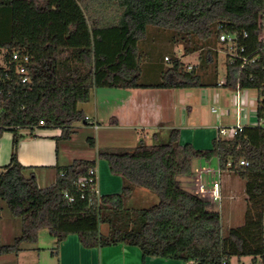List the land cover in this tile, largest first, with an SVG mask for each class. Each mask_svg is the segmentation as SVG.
<instances>
[{"label": "trees", "instance_id": "16d2710c", "mask_svg": "<svg viewBox=\"0 0 264 264\" xmlns=\"http://www.w3.org/2000/svg\"><path fill=\"white\" fill-rule=\"evenodd\" d=\"M262 11L264 0H0V138L12 134L10 160L0 169V199L21 223L12 243L0 241V256L17 255L21 244L36 243L39 231L48 229L55 255L74 235L84 249L132 246L143 259L229 264L233 257H250L253 264H264ZM221 34L236 35L244 48L241 55L249 59L242 68L240 60H226L222 87L232 90L237 84L258 92L256 124L245 125L231 138H214L208 149L181 143L180 130L164 126L132 147H96L87 138L96 158L120 178L117 193L95 195L78 187L96 160L54 166L55 181L45 188L33 172L26 174L30 168L17 158L20 132L57 129V139L68 140L77 123H88L78 105L87 103L95 89L218 87L217 47L226 51ZM159 43L170 50L161 52ZM14 53L28 57L25 83L12 61ZM196 53L198 63L187 70L182 58ZM213 157L221 172L244 182L242 225L224 229L220 212L178 181L191 177L194 161ZM137 189L157 202L129 206Z\"/></svg>", "mask_w": 264, "mask_h": 264}, {"label": "crops", "instance_id": "0c3cea01", "mask_svg": "<svg viewBox=\"0 0 264 264\" xmlns=\"http://www.w3.org/2000/svg\"><path fill=\"white\" fill-rule=\"evenodd\" d=\"M182 91L183 89H95L91 93V96L93 95L91 100V113H87L84 110L82 111L86 117L98 124L99 128L97 130L90 125H86L88 123L82 124L84 126L81 127L75 125V133L72 134L68 140L57 139L60 134V131L57 129H39L31 134L28 131H21L20 133L23 137L17 147L18 161L22 165L29 167L30 169L26 170V174L33 172L36 176L38 186L40 188H45L55 181L56 172L54 166L56 165L67 166L77 159L96 160L95 169L98 172L97 161L99 160L96 158V149L89 147L86 140L87 138H93L96 147L113 146L111 143L100 145L101 140L105 142L109 141L108 138L100 133L105 127L111 130L120 129L130 131V135L133 136L134 140L133 144L135 145L141 137L146 138V135H150L149 131L159 126H164V128H177L180 130V140L182 134H184L187 140H189V143L191 141L195 148L203 149L202 146H207L209 140L212 139L211 136L213 138L216 137L214 133V131L216 132V127L197 126L194 127V132H189V128L183 127L185 126L184 123L187 121H185L184 114L181 118V122L180 119L178 121L176 120L179 95H183ZM220 96H222L223 112H229L228 115H222V117L228 119L232 116V123H234L236 113L232 106V97L227 99L223 94L219 96L214 94L213 101L218 102ZM255 109L256 104L253 107L254 112ZM245 111L246 117L245 120H242V123L243 125H248L247 122L250 115L248 110ZM113 120L116 121V124L113 123ZM86 128L93 129L96 133L88 134L85 132ZM210 129L211 133L208 134L206 131ZM203 130L206 131L200 132ZM81 132L83 134H80ZM77 143H79V145ZM11 153L12 134L5 132L0 138V169L8 164ZM201 168L205 169L206 166L201 160H196L194 162L193 174L191 177L180 178L178 180L181 186L195 192V170ZM217 168L218 162L216 170ZM224 173L227 175L223 178ZM102 174H104V172L100 170V178L98 180V190L100 194H111L112 192H116L118 188H121V180L119 177L110 174L111 176H109V178L103 180L104 176H102ZM233 177L234 176L229 172H222L221 174V202L219 206H221L222 200L227 198L233 200L234 198L233 194H229L230 190H233L231 187V184L234 183ZM114 178L116 180H114ZM202 181L209 186L212 181V176H203ZM137 190L139 191V189ZM145 192L148 193L147 191ZM243 199L245 200V194ZM234 204L235 203L231 206L233 207ZM243 212L244 209L239 213V220H241ZM230 213H234L233 210H230ZM228 218L230 219L232 216ZM20 225L21 224H19V227L21 228ZM20 247L21 251L17 255L7 254L0 256V264H7L5 262L7 259L18 261L22 252L25 249H29V247L27 248L23 245ZM116 254L123 256V264H192L156 257H147L143 259L138 248L126 245H117L102 249H84L74 235L68 236L66 240L61 243L58 250L61 264H76L77 261H79L80 264H113L112 256ZM250 260L252 262V258ZM238 262L242 264L245 263V261L242 260H238ZM229 264L231 263L229 262Z\"/></svg>", "mask_w": 264, "mask_h": 264}, {"label": "rangeland", "instance_id": "374dc122", "mask_svg": "<svg viewBox=\"0 0 264 264\" xmlns=\"http://www.w3.org/2000/svg\"><path fill=\"white\" fill-rule=\"evenodd\" d=\"M155 34V38H160V34ZM159 43L161 52L170 50V47L166 46L164 43ZM221 47H217V77L219 80L223 79L225 76V62L226 57L224 54V51L220 49ZM174 53L177 57L181 56V47L176 46L174 48ZM3 55V54H2ZM194 55V56H192ZM189 57L182 58V61L185 65L195 66L198 63V54H192ZM1 58L0 55V64H1ZM212 71V68L207 69V72ZM183 95H179V102L177 105V115L176 120L178 121L180 119V122L182 121V116L184 114L185 121L184 123L186 128H189V132H194V127L197 126H207V127H218L222 125H230L233 124V118L230 116L228 119L223 118L220 114L223 113L222 108V96L218 98V102L213 101V95H221L223 94L227 99H230L233 95V91L229 88L224 87H216V88H189V89H183L182 91ZM241 95L246 100V110L249 111V120L247 122L248 125H254L257 122V118L255 115V112L253 111V107L257 102L258 99V92L256 90H242ZM181 94V93H179ZM93 96V95H92ZM92 96L91 99L87 103L79 104L78 108L80 110H84L87 113H91L92 109ZM215 108L217 110L216 114L211 113V108ZM232 112V109H231ZM232 114V113H231ZM246 115V111L242 114ZM187 118V119H186ZM85 122L77 123L76 126H84ZM179 124V123H178ZM104 126V125H103ZM105 127V126H104ZM84 128V127H82ZM169 128V127H168ZM39 129H36L35 131H38ZM206 130L200 131L205 132ZM85 132L88 134H95L96 131L90 128H86ZM208 134L211 133V129L206 131ZM100 133L109 139L108 142H105L104 140L100 141V145H106L107 143H111L113 147H132L135 144H133V136H131V132L127 130H120V129H108L105 127ZM215 135L216 132L214 131ZM80 134H83L82 132ZM129 134V135H128ZM132 137V138H131ZM212 139L209 140L207 146H202L203 149L211 147L212 140L214 139L211 136ZM189 139V138H188ZM181 143H189V140H187L186 136L182 134L181 136ZM191 143V141H190ZM79 145V143H77ZM192 144V143H191ZM193 145V144H192ZM194 146V145H193ZM99 147V146H98ZM195 147V146H194ZM93 149V148H92ZM201 149V148H200ZM98 162V180L100 178V170L101 172H104L102 174L103 180L105 178H109L110 172L107 169L108 165L104 160H99ZM195 162V161H194ZM206 168L210 170H216L217 166V160L216 158H211L209 161L205 162L202 161ZM227 174H223L226 176ZM113 178V177H112ZM234 178V183L231 184V187L233 190H230L229 194H233L234 198L232 199H224L222 200L221 206L218 205L216 202H211V208L213 210L219 211L222 218V224L224 229L232 226H239L243 223V214L241 220H239V213L242 212V210L245 208V200L244 197V182L237 178ZM114 180H116L114 178ZM179 180V179H178ZM120 188L116 192H119ZM157 202V199L154 195L150 193H146L143 191V189H139V191H135L134 194L131 196V198L128 201V205L131 207H148L154 203ZM234 204L232 207L231 205ZM230 210H233L234 213H230ZM229 216H232V218H228ZM232 221V222H230ZM20 219L16 218L11 215V213L8 211L5 203L0 199V241L3 244H9L12 243L13 239L20 235L21 228L19 227ZM21 226V225H20ZM101 230L103 232L106 231V226H102ZM24 247H29V249H25L22 254L20 255V259L18 261L16 260H5L7 264H61L60 263V257L59 255L52 254V249L55 246V240L50 236L48 229H41L38 233V239L37 242L34 244L29 243H23L21 244ZM34 247V248H32ZM10 258V257H9ZM250 257H243L241 259L238 258H231L230 263L231 264H242L239 263L238 260L245 261L244 264H253L250 260ZM112 263L113 264H123V256L120 254H116L112 256ZM75 264V263H74ZM76 264H80L79 261H77ZM86 264V263H84Z\"/></svg>", "mask_w": 264, "mask_h": 264}, {"label": "built area", "instance_id": "2783aa9c", "mask_svg": "<svg viewBox=\"0 0 264 264\" xmlns=\"http://www.w3.org/2000/svg\"><path fill=\"white\" fill-rule=\"evenodd\" d=\"M258 26L261 30L259 39L261 41H264V11H262L258 18ZM247 35L244 33L242 37H246ZM219 42L223 44V46L226 48V51H224L226 60L229 64H232L236 59L241 61L240 68L243 67L245 63L249 61L248 58L243 57L241 53L244 52V48L242 45L239 44L238 37L236 35H226L221 34L219 36ZM238 50V53H237ZM165 61H168V58H164ZM12 61L17 62L16 65V71L19 75L22 76L21 83H25L27 81L26 69L24 67V64L28 62V57L26 55H19L17 53H14L12 55ZM254 59H251L250 62L252 63ZM193 66L188 65L187 70H191ZM225 78L218 81L217 85L218 87H222L225 84ZM233 95L231 98L232 106L235 109V122L232 125L226 126H218L216 127V139H226L231 138L234 135H236L239 131L242 130V128L245 126L242 123V120H245L246 115H242L245 112L246 107V100L241 95V89L236 84L235 88L232 89ZM211 113L216 114L217 110L215 108H211ZM229 112L225 111L221 113L220 115H228ZM85 121L90 124L95 130L99 128L98 124L91 121L88 117H85ZM40 125H43L42 122H40ZM260 125H264V122H260ZM240 165L246 166L247 163L244 161L239 162ZM230 166V163L227 164V167ZM195 193L200 195L201 197L207 199L210 203L216 202L218 205H220L221 202V188H220V177H221V170L217 168L216 171L210 170L208 168H201L199 170H195ZM203 176H212V181L210 182V185H206L203 183L202 178ZM78 187L80 189H86L88 188L91 190L95 195H100L98 190V176L96 169H89L86 176L79 178L78 180ZM65 197L71 202L72 198L65 194Z\"/></svg>", "mask_w": 264, "mask_h": 264}]
</instances>
